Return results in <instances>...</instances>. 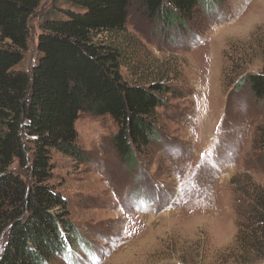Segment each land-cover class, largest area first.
I'll list each match as a JSON object with an SVG mask.
<instances>
[{
	"label": "rangeland",
	"instance_id": "1",
	"mask_svg": "<svg viewBox=\"0 0 264 264\" xmlns=\"http://www.w3.org/2000/svg\"><path fill=\"white\" fill-rule=\"evenodd\" d=\"M50 2L30 17L16 69L35 63L37 22ZM196 12L184 27L165 25L132 0L125 30L100 35L120 47L124 80L164 82L176 92L156 109L158 136L132 164L115 150L109 115L79 114L78 145L88 158L51 155L52 181L79 239L52 264H264V239L250 237L264 226H250L255 205L264 215V156L255 139L264 109L238 82L264 66V0Z\"/></svg>",
	"mask_w": 264,
	"mask_h": 264
},
{
	"label": "trees",
	"instance_id": "2",
	"mask_svg": "<svg viewBox=\"0 0 264 264\" xmlns=\"http://www.w3.org/2000/svg\"><path fill=\"white\" fill-rule=\"evenodd\" d=\"M43 1L0 0V264H52L77 243L67 199L52 181L51 155L88 158L75 129L81 112L114 120L115 150L132 164L158 136L156 109L176 92L164 82L128 83L120 47L100 37L125 30L132 0H51L39 14L35 63L16 69L28 50L29 19ZM133 1L150 19L184 27L198 6L211 13L225 0ZM238 82L264 109V66ZM255 139L264 156V122ZM258 204L251 227L264 221ZM252 232V242L264 239V226Z\"/></svg>",
	"mask_w": 264,
	"mask_h": 264
}]
</instances>
